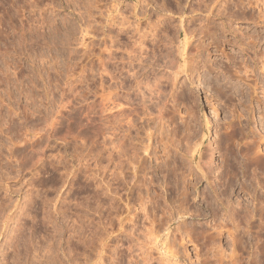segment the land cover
<instances>
[{"label":"rangeland","instance_id":"1","mask_svg":"<svg viewBox=\"0 0 264 264\" xmlns=\"http://www.w3.org/2000/svg\"><path fill=\"white\" fill-rule=\"evenodd\" d=\"M241 1L120 0L119 4V0H0V264H114L110 262L112 249L122 243V248H127L131 240L136 242L138 238L139 242L146 243L145 247L151 249L154 257L164 259L163 264H217L218 250L225 252L227 259L230 255L236 256L240 264H256L255 258H261L257 256L256 242L259 236L264 239V229H259L261 223L264 225V214L261 216L255 207L260 208L261 197H264V173L258 170L259 179H253L252 167L246 169L245 175L237 168L233 185H223V180L226 178L224 182H227L229 176L221 155L223 150L217 148L219 136L226 135L227 122L235 120L232 119L234 114L242 110L244 130L255 127L254 135H249L248 140L258 138L259 155L264 156V74L259 70L256 90L259 91L253 94L247 86L249 82L254 84V77L248 72L251 78L246 80L248 73L243 71L255 66L256 56V63L261 62L259 67L264 62V17L259 22L256 16L262 6L252 9L248 3V13H242L243 8L236 5ZM121 13L129 22L122 30ZM154 23H159L155 29L158 33L152 31ZM183 28L191 37L194 35L185 55L192 57L191 62L195 61L190 62L188 76L182 74L175 87L171 83L164 84L165 92L160 93L162 96L159 94L160 98L143 86L145 95L134 85V75L152 80L153 72L159 68L154 65L156 59L151 50L154 51L159 42L160 47L166 44L182 49L185 46L181 43ZM144 31H148L147 35ZM140 34L146 37L143 46L138 43L142 38ZM251 39L258 42L248 44ZM141 49H145L148 59L140 62ZM132 52L138 54L135 55L138 58ZM176 56L180 60L178 53ZM131 69L136 73L130 74ZM119 80L125 85L121 89L117 87ZM237 85H240L238 91L234 89ZM220 87L226 91L222 97L218 94ZM118 91L121 96L117 97L129 98L127 102L121 99L125 108L133 105L139 109L142 105L141 112L134 114V119H138L131 134L128 133L130 139L125 138L121 155L116 148L121 135L97 132L103 116H107L109 122L115 118L113 114L119 106L113 101ZM142 109L151 113L148 115L151 118L142 114ZM164 111L174 115L173 122L164 126L174 135L171 158L175 157L177 165L189 162L186 148L202 141L205 133L209 135L205 137L203 149L208 150L209 144L217 149L211 184L205 179L194 181L195 178L188 175L187 179L194 183L189 184L193 197L187 204L193 215L183 217L184 225L197 229V237L194 235L192 242L186 239L187 250L176 244L174 249L179 247L180 256L175 258L164 253L162 244L169 231L172 243L176 233L173 227L184 219L177 216L171 230L165 224L158 238L150 240L144 235L146 227L150 226L149 218L139 201L141 195L151 194L150 198L158 195L160 206L156 212L159 215L167 204L173 206L171 208L179 205L177 194L183 185L180 176L187 171L175 170L173 163L171 168L166 167L168 158L161 140V127L167 119L160 118ZM192 116L196 136L187 140L188 132L191 133L187 121ZM147 145L148 151L144 148ZM192 163L188 165L196 167V163ZM176 180L178 185L174 183ZM214 186L217 196L212 192ZM223 188H227L226 195L221 192ZM227 197L233 208L226 207L230 201ZM150 206L147 202L148 212L152 211ZM251 211H255V217L250 218V224L246 219ZM244 212L247 215L242 220L238 214L243 217ZM130 217L136 218L137 229L132 227ZM231 232L244 236V248L234 245ZM135 252L139 254V249ZM129 257L125 264H129Z\"/></svg>","mask_w":264,"mask_h":264},{"label":"bare ground","instance_id":"2","mask_svg":"<svg viewBox=\"0 0 264 264\" xmlns=\"http://www.w3.org/2000/svg\"><path fill=\"white\" fill-rule=\"evenodd\" d=\"M115 1H117V0H115ZM241 1V0H240ZM115 3V2H114ZM117 3V2H116ZM115 3V4H116ZM249 5H248V4ZM246 4L250 7V8H252V9H255V8H259V7H261L262 6V8H260L259 10H260V13H259V15H255L257 18H258V20H259V22L262 20V18L264 17V12H263V10H264V0H255V1H253V0H248V2H247ZM119 4H120V0H119ZM246 4L244 3V1H241V3H236V5H238V7H240L241 6V8H243V9H241V10H243V12L242 13H244V14H246V13H248L247 11H246V7H248V6H246ZM114 5V4H113ZM116 5H118V4H116ZM235 5V6H236ZM243 6V7H242ZM116 7V6H115ZM135 7V6H134ZM138 7V6H137ZM207 7V6H206ZM118 8H116V10H117ZM222 9H225V8H222ZM240 10V11H241ZM220 11V10H219ZM250 12V11H249ZM254 12V11H253ZM223 13V12H222ZM230 13V12H229ZM120 14V13H119ZM227 14V13H226ZM121 15H122V13H121ZM231 15V14H230ZM252 15H253V13H252ZM123 16V15H122ZM225 16H227V15H225ZM234 16V15H233ZM242 16H243V14H242ZM228 17V16H227ZM248 17V16H247ZM253 17V16H252ZM256 17H254L255 19H256ZM122 18V17H121ZM245 18V17H244ZM254 18H252V19H254ZM111 19V18H110ZM123 21H121L120 23L122 24H120L121 26V30H122V26H125L126 24V22H128L127 20L128 19H126L124 16H123ZM121 19V20H122ZM163 19V18H162ZM111 20H115V19H111ZM110 20V21H111ZM164 20V19H163ZM118 21H120V20H118ZM160 21V20H159ZM159 21H157V22H159ZM162 21V20H161ZM165 21V20H164ZM255 21V20H254ZM114 22V21H113ZM163 22V21H162ZM161 22V23H162ZM256 22H258L257 20H256ZM263 22H264V19H263ZM129 23V22H128ZM131 23V22H130ZM168 23V22H167ZM158 24L159 23H154V24H152L151 26L153 27L152 28V31H153V29L155 30L156 28H158L157 26H158ZM131 25V24H130ZM161 25V24H160ZM166 25V24H165ZM127 26V25H126ZM151 28V27H150ZM164 29L166 28V27H163ZM202 28V27H201ZM209 28V27H208ZM145 29V28H144ZM124 30V29H123ZM138 30V29H137ZM143 30V29H142ZM148 30H150V29H148ZM158 30V29H157ZM157 30H155L156 32H157ZM161 30V29H160ZM166 30V29H165ZM194 30V29H193ZM196 30V29H195ZM139 32L141 31V28L139 27V30H138ZM164 31V30H163ZM178 31V30H177ZM188 30H185L184 28H183V32H182V40H181V43L182 44H184L185 46L184 47H182V49H181V47L180 48H178V47H176L177 48V50L174 48V46L173 45H163V47H160L159 46V43L158 44H154V42H151V43H153L154 45H155V49H154V51L153 50H151L152 52H153V58L154 59H156L155 60V62H154V65H156V66H158V70H157V72H153L154 73V75H153V79L152 80H147L146 78H145V80L141 77L140 79L139 78H136L135 77V75H134V78H135V81H136V84H134L136 87H138V89L140 90V91H142L143 89H141V88H143V86H144V88H146V89H148L150 92H152L153 94H155V96H156V94L157 95H159L161 92L163 93V92H165L164 91V89L162 88V86L164 85V84H166V83H171V84H174L173 86L175 87L178 83V78L179 77H181V75L182 74H185L186 76H188V74H189V70H190V68H191V64H192V62L194 61V60H192V62H191V59H192V57H191V59L189 58V55L188 56H185V55H187L186 54V49H187V45L188 44H190L189 42L191 41V38H193L194 37V35L192 34V37L190 36L191 35V33H190V35H189V32H187ZM190 31V30H189ZM210 31V30H209ZM145 32V35H147V32L146 31H144ZM143 32V33H144ZM149 33H150V31H149ZM148 33V35H155V34H153V32H151V34H149ZM155 33V32H154ZM158 33V32H157ZM236 33V32H235ZM163 35H164V33H162ZM141 35V34H140ZM145 35H141L142 36V38H139L140 40L138 41V43L140 44V46H143V44H146L145 42H144V37H145ZM157 35V34H156ZM246 35V34H245ZM254 35V34H253ZM253 35H251V36H253ZM157 36H159V35H157ZM157 36H154V37H156V39L158 38ZM250 36V37H251ZM261 36V35H260ZM146 38V37H145ZM162 38V37H161ZM229 39V38H228ZM250 39V38H249ZM149 40H150V38H149ZM152 41H153V39H151ZM154 40H155V38H154ZM173 40V39H172ZM156 41H159V39L158 40H156ZM161 41V40H160ZM162 41H163V39H162ZM161 41V42H162ZM223 41V40H222ZM248 41V40H247ZM171 42V41H170ZM192 42V41H191ZM254 42H258V41H253L252 39H251V41H249V43L248 44H254L255 45V43ZM135 43V42H134ZM137 43V44H138ZM166 43V42H165ZM168 43V42H167ZM173 43V42H172ZM171 43V44H172ZM148 45V44H147ZM147 45H145V46H147ZM245 45V44H244ZM253 45V46H254ZM135 46V45H134ZM137 46V45H136ZM139 46V45H138ZM183 46V45H182ZM239 46V45H238ZM250 46V45H249ZM136 48V47H135ZM139 48V47H138ZM153 48V47H152ZM133 49V48H132ZM142 50V49H141ZM140 50V51H141ZM145 50V49H144ZM144 50H142V53L141 54H139L140 56H138V54H134L133 52V54H134V56L135 55H137L138 57H140V62H141V60L144 58H146V60L148 59V56H146L145 57V51ZM147 50H148V48H147ZM181 50H182V52H181ZM134 51V50H133ZM198 51V50H197ZM249 51V50H248ZM131 51H129V53H130ZM136 52V51H135ZM149 53H151L150 51H148ZM148 52H147V55H148ZM138 53V52H137ZM177 53L179 54V56L178 57H180V60H177ZM192 54V53H191ZM200 54V53H199ZM150 55V54H149ZM131 56V55H130ZM136 57V56H135ZM138 57H136V58H138ZM259 57V56H258ZM130 58V57H129ZM134 58V57H133ZM136 58H134V59H136ZM193 58H195V57H193ZM256 58H257V56H256ZM256 58H255V66H252L253 68L251 69L250 67H246V68H250L251 70H248V69H245V70H243V71H245V73H248V72H250L251 74H252V77H254L253 78V80L255 81V82H252V83H254V84H250V82L248 83V86L247 87H249L251 90H252V93L254 94V93H256V92H258V91H256L257 90V85H259L258 84V75H259V70H261V72H260V74L262 73V74H264V62H262V65L259 67L258 66V63L260 62V61H258V63H256ZM134 59H133V61H134ZM143 59V60H144ZM190 59V60H189ZM198 59V58H197ZM131 60V59H130ZM138 60V61H139ZM196 60V59H195ZM249 60H251V59H249ZM132 61V60H131ZM145 61V60H144ZM148 62V61H147ZM190 62H191V64H190ZM195 62V61H194ZM142 63H145V62H142ZM151 64H153V61L151 62ZM250 64V63H249ZM260 64H261V62H260ZM130 65V64H129ZM142 65V64H141ZM135 66V65H134ZM152 66V65H151ZM104 67H106V66H104ZM243 67V66H242ZM48 68V67H47ZM49 68H50V66H49ZM119 68V67H118ZM155 68V67H154ZM160 68H163V71H161L160 70ZM244 68V67H243ZM107 69V68H106ZM106 69H104V70H106ZM122 69V68H121ZM127 69V68H126ZM50 70V69H49ZM125 70V69H124ZM129 70H130V68H129ZM128 70V71H129ZM132 70V69H131ZM154 70H156V69H154ZM193 70V69H192ZM191 70V71H192ZM107 71V70H106ZM122 71V70H121ZM127 71V70H126ZM144 71V70H143ZM142 71V72H143ZM194 71V70H193ZM48 72V71H47ZM131 72V73H130ZM130 72H128V73H130V74H132L133 72H134V69L132 70V71H130ZM49 73V72H48ZM47 73V74H48ZM134 73H136V72H134ZM133 73V74H134ZM244 73V74H245ZM250 73H248V75L247 74H245V77H246V80H248L247 78L248 77H250L249 76V74ZM119 74V73H118ZM120 74H121V72H120ZM132 74V75H133ZM243 74V75H244ZM242 75V76H243ZM136 76H138V75H136ZM142 76V75H141ZM264 76V75H263ZM49 77V76H48ZM121 77V76H120ZM115 78V77H114ZM119 77H117V79H118ZM241 78H243V77H241ZM251 78V77H250ZM260 78V77H259ZM218 79V78H217ZM246 80H244L243 79V81H246ZM252 80V79H251ZM262 80V79H261ZM120 81V80H119ZM220 81V80H219ZM249 81V80H248ZM217 82V81H216ZM221 82V81H220ZM182 84V83H181ZM218 85H220V83H218ZM234 85V84H233ZM233 85H232V87H233ZM123 86H125V85H122V82L120 81V83L118 84V86L117 87H120L119 89H121V87H123ZM131 86V85H130ZM225 86V85H224ZM240 86V85H239ZM238 85L235 87L234 86V89L235 90H237L238 91V87H239ZM227 87V86H226ZM232 87H230V89L232 88ZM163 90H162V89ZM223 88V87H222ZM137 89V88H136ZM227 89V88H226ZM233 89V90H234ZM241 89V88H240ZM147 90V91H148ZM175 90V89H174ZM224 90V89H223ZM222 89H221V87H220V89L218 90L219 91V93L218 94H220V96L222 97V95H226V91L224 92ZM242 90V89H241ZM251 90H249V91H251ZM248 91V90H247ZM142 92H144V91H142ZM232 92V91H231ZM239 92H241V91H239ZM242 92H243V90H242ZM241 92V93H242ZM120 92L118 91L117 93H116V99H114V103L116 104V106H119V110H117L113 115H114V119H113V121L112 122H109L108 120V118H107V116H103L102 117V119H101V125H100V130H98L97 132L99 133L100 132V134L101 133H103V135L105 134L104 133V131L105 132H110V134H112V135H121V137H120V139H117V142H118V140H119V144L117 143V145H116V143H115V145H116V148H119V152H118V154L121 152V154H123L122 152H124V150H125V148H124V144H125V138L126 137H128V136H130L129 134H131L130 132H131V128H133L134 129V126H135V119H138V118H135L134 119V114H139L140 112H139V109L141 108V106L139 107V109L138 108H136L137 106H135V108H133L132 106L130 107V105H129V107H127V108H125L126 106H123L124 105V102H122L121 101V99H123L122 97H117V95L119 94ZM235 93V92H234ZM251 92H249V94H250ZM251 93V94H252ZM129 94V93H128ZM143 94V93H142ZM144 94H145V92H144ZM147 94V93H146ZM145 94V95H146ZM236 94H237V92H236ZM251 94H250V96H251ZM115 95V94H114ZM120 95V94H119ZM161 95V94H160ZM160 95H159V98H160ZM257 96H258V94H256ZM121 96V95H120ZM162 96V95H161ZM252 96H255V95H252ZM256 96V97H257ZM148 97V95L146 96V98ZM143 98H145L144 97V95H143ZM158 98V99H159ZM129 99V98H128ZM128 99H125V97H124V101H129ZM141 99V98H140ZM147 99H149V100H151L150 98H147ZM147 99H145V100H147ZM153 99V98H152ZM250 99H252V98H250ZM142 100V99H141ZM126 101V102H127ZM258 101H260V100H258ZM125 102V103H126ZM160 102V101H159ZM146 104V103H145ZM151 104V103H150ZM125 105H127V104H125ZM162 105V104H161ZM115 106V105H114ZM115 106V107H116ZM153 106V105H152ZM159 106V105H158ZM147 107V106H146ZM145 107V109L147 110V108ZM165 108V107H164ZM143 110L142 109V114H144L146 117L149 115V116H151L149 113H147V111L146 110ZM174 109V108H173ZM189 109V108H188ZM191 110V109H190ZM244 110V109H243ZM149 111V110H148ZM238 111V110H237ZM242 111V110H241ZM241 111H240V114H234V117H232V119L234 118L235 120H230L229 122H227V126H226V129L225 130H227L225 133H226V135L225 136H219L220 138H219V140L217 141L218 142V146H217V148L218 149H220V151H222L223 150V152L221 153V155L223 156V158H224V164L226 165V168H227V176H229L228 177V179H227V182H224V180L226 179H224L223 180V183L220 181V180H218V181H220L223 185H227V186H230V185H233V179L235 178V177H237V168H240L241 170H242V174L243 175H245L246 174V169H250V167H252V169H253V174H252V177H253V179H259V174H258V170H261V172H259V173H264V156H262V155H259V148L261 147V143L256 139V138H254L253 136H252V138H254L255 140L254 141H252L253 139H250V140H248V138H250L249 137V135H251V134H253L254 135V130H252L253 128H255V127H253V128H250L249 129V127H248V131L246 130H244V126H243V122H242V117H243V113H241ZM151 112V111H150ZM239 112V111H238ZM176 113V112H175ZM186 113H188V112H186ZM191 113V112H190ZM152 114H153V112H152ZM165 114V115H164ZM245 115V114H244ZM249 115V114H248ZM138 116V115H137ZM148 116V117H149ZM153 116V115H152ZM174 116V115H173ZM170 113H168L167 114V112L165 113V111L163 112V114L160 116V118L161 119H163V120H165V118L167 119V120H165L164 122H163V125H162V138H161V140H163V144H164V150H165V157L167 156V160L165 161V164L167 165L166 167H170V165H172L171 163H173L174 164V169L175 170H177V169H179V168H183V169H186L185 171H187L188 172V174H187V172H186V174H185V172L183 171L182 172V174H181V179H182V181H180L181 182V184H183V185H181V187H182V190L180 191L179 190V194H177V195H179L178 196V199L176 200V201H178L179 200V205H177V207L175 208V206H174V208H171V207H173V206H171V207H169L168 206V204H167V207H168V209H167V207H166V209L164 208V209H162L161 210V214L159 215V214H157V212H156V209L158 208V206H160V203H159V201H158V199H157V197H158V195H157V197L155 196L154 197V195H153V197H149V196H151V194L149 195V196H144L143 197V195H141L140 196V198H139V201H140V206L142 207V210L143 211H145V215H146V217H148L149 219V223H150V226L149 227H146V228H148L147 229V231H146V233H144V235L146 236V237H148L150 240L151 239H157L158 238V233H159V231H160V228L161 229H163L164 227H166V225H168V228L171 230L172 229V225H173V223H175L174 221L176 220V217L178 216L179 218H183L184 216H186V215H188V214H190V215H193L192 214V212H191V209L189 208V206L187 205L188 204V202H189V200L191 199V197H193V196H191V187H189V184H191V183H193V182H191L190 181V179H187L188 178V175H190L193 179L195 178V180L194 181H197V180H202V179H205L206 181H208V183L209 184H211L210 183V177H212V176H210L211 174H212V172H213V166L212 165H214V164H212L213 163V159H214V156H215V154H216V152H217V149H215V148H213V146L211 145V144H209V146H208V150H204L203 149V147H202V144H203V142H204V140H205V137H208L207 135H209L208 133L206 134H204V136L202 137L203 139H201L202 141H200L199 143L198 142H194V143H192L191 145H188V148H186V152H188V154H189V156H190V160L188 159V163H190V161L191 162H193V163H196V167H193V168H196V169H193V168H191L192 166H191V164L190 165H188V163L187 162H183L181 165H177V160L175 159V157L174 158H171V156H172V154H171V152H173V150H171V145L173 144L174 145V143H175V140H174V135L172 134H170L169 132H171V131H167L166 130V128H165V124L166 123H168V122H173V117ZM184 116V115H183ZM183 116H181V117H183ZM187 116V115H186ZM136 117V116H135ZM193 117L194 116H192L191 117V120L189 121V123H188V121H187V124H188V126H187V129H189L190 131H191V133L190 132H188L189 134V139L187 138V140H191L190 139V137H193V136H196V130L197 129H195L196 128V126L195 127H193L192 125H191V122L193 121ZM250 117V116H249ZM140 118V117H139ZM145 118V117H144ZM149 118H151V117H149ZM154 117H152V120H154L153 119ZM185 118V117H184ZM252 118V117H251ZM141 119H143V118H141ZM147 119V118H146ZM195 119H196V117H195ZM231 119V118H230ZM253 119V118H252ZM156 120V119H155ZM184 120V119H183ZM186 120V119H185ZM199 120V119H198ZM210 120V119H209ZM111 121V120H110ZM157 121H159V119L157 120ZM236 121H238L239 122V124H236ZM248 121H250L249 119H248ZM248 121H247V123H248ZM182 122V121H181ZM251 122V121H250ZM159 123H161V122H159ZM200 123V122H199ZM208 123L210 124V121H208ZM207 123V124H208ZM170 124V123H169ZM193 124V123H192ZM87 125H89L88 123H87ZM159 125V124H158ZM168 125V124H167ZM237 125H240L239 127H237ZM249 125V124H248ZM143 126V125H142ZM245 126H247L246 124H245ZM251 126V125H250ZM168 127V126H167ZM225 127V126H224ZM143 128V127H142ZM209 128H210V126H209ZM158 129V128H157ZM174 129H175V127H174ZM246 129V128H245ZM144 130V129H143ZM160 130V131H161ZM169 130V129H168ZM257 130V129H256ZM174 131V130H173ZM172 131V132H173ZM256 132V131H255ZM122 133V134H121ZM129 133V134H128ZM139 133V132H138ZM176 133L177 132H175L174 134L176 135ZM224 133V132H223ZM257 133V132H256ZM156 134V133H155ZM149 135V134H148ZM152 134H150L149 136H151ZM198 135V134H197ZM221 135V134H220ZM160 136V135H159ZM186 136V135H185ZM202 136V135H201ZM132 137V136H131ZM198 137V136H197ZM262 137V136H261ZM116 138H117V136H116ZM129 138V137H128ZM152 138V137H151ZM166 138V139H165ZM183 138V137H182ZM130 139V138H129ZM186 139V138H185ZM165 140V141H164ZM199 140V139H198ZM257 140V141H256ZM128 141V140H127ZM150 141H151V139H150ZM184 141V140H183ZM190 142V141H189ZM192 142H193V138H192ZM210 142V141H209ZM212 142V141H211ZM133 143V142H132ZM180 143V142H179ZM191 143V142H190ZM147 144H149V143H147ZM29 145H31V147L33 146V141H32V138L30 139V144ZM126 145V144H125ZM146 145V143L144 144V146ZM180 145V144H179ZM148 146L149 145H147L146 147H144L145 148V150L146 151H148L149 150V148H148ZM212 146V147H211ZM128 147V146H127ZM143 148V147H142ZM185 148V147H184ZM207 148V147H206ZM127 149V148H126ZM144 150V149H143ZM185 150V149H184ZM145 152V151H144ZM218 152H219V150H218ZM174 153V152H173ZM220 153V152H219ZM121 154H119V155H121ZM125 154V153H124ZM164 155V154H163ZM174 155V154H173ZM185 156V155H184ZM120 157V156H119ZM122 157V156H121ZM159 158H160V155L158 156ZM157 157V158H158ZM164 157V156H163ZM173 157V156H172ZM156 158V159H157ZM158 158V159H159ZM157 159V160H158ZM171 159H173L172 161H171ZM183 159V158H182ZM165 160V159H164ZM185 160V159H184ZM120 162V161H119ZM182 162V161H181ZM163 163V162H162ZM161 163V164H162ZM192 163V164H193ZM121 165V164H120ZM215 166V165H214ZM120 168V167H119ZM171 168V167H170ZM173 168V167H172ZM121 169V168H120ZM215 171V170H214ZM219 172V171H218ZM177 173V172H176ZM175 173V174H176ZM252 173V172H251ZM168 175V174H167ZM170 175V174H169ZM168 175V176H169ZM177 175V174H176ZM215 175H218V174H215ZM221 175V174H220ZM261 175V174H260ZM263 175V174H262ZM165 176H166V174H165ZM178 177H179V175H178ZM190 177V178H191ZM215 177V176H214ZM220 177V176H219ZM176 178V177H175ZM213 178V177H212ZM216 178V177H215ZM218 179H220V178H218ZM250 179V178H249ZM261 179V178H260ZM262 179H264V178H262ZM178 180V179H177ZM176 180V182H174L176 185H178V181ZM192 180V179H191ZM215 180V179H214ZM238 180H239V178L237 179V182H238ZM152 181H154V180H152ZM168 181V180H167ZM217 181V182H218ZM241 181V180H240ZM151 182V181H150ZM201 182V181H200ZM212 182H213V180H212ZM214 182H216V181H214ZM235 182V181H234ZM243 182V181H242ZM240 183V184H243V183ZM258 182V184L260 185L261 184V181L260 180H258L257 181ZM148 183V182H147ZM220 183V184H221ZM245 183H247V182H245ZM166 184H167V182H166ZM173 184V183H172ZM194 184V183H193ZM212 184H214V183H212ZM221 184V185H222ZM237 184V183H236ZM257 184V185H258ZM167 185H169V184H167ZM195 185H197L196 183H195ZM194 185V186H195ZM216 185V184H215ZM262 185H263V183H262ZM261 185V186H262ZM145 186V185H144ZM235 186V185H234ZM251 186H253V185H251ZM260 186V187H261ZM264 186V185H263ZM147 187V186H146ZM145 187V188H146ZM178 187V186H177ZM176 187V188H177ZM193 187V186H192ZM148 188V187H147ZM194 188V187H193ZM211 188H212V186H211ZM215 186H214V188H213V191L212 192H214L216 195L215 196H217V190H215ZM225 188V187H224ZM223 188V189H224ZM230 188V187H229ZM231 188H232V186H231ZM230 188V189H231ZM245 189H246V187H244ZM261 188H263V187H261ZM195 189V188H194ZM227 189V188H226ZM226 189H224V190H221V192L224 194V195H226ZM233 189V188H232ZM248 189V188H247ZM257 189H258V187L257 188H255V191H257ZM147 190H149V189H147ZM150 190H151V188H150ZM196 190V189H195ZM219 190V189H218ZM253 190V189H252ZM197 191V190H196ZM175 192V191H174ZM178 192V191H177ZM176 192V193H177ZM203 192V191H202ZM219 192V191H218ZM147 193H148V191H147ZM149 193H151V192H149ZM198 193V192H197ZM196 193V194H197ZM228 193V192H227ZM212 194V193H211ZM210 194V195H211ZM232 194V193H231ZM148 195V194H147ZM176 194H175V196H177ZM197 195H199V194H197ZM203 195H205V197L206 198H208V195H206V193L205 192H203ZM220 195V194H219ZM229 195H230V193H229ZM221 196V195H220ZM219 196V197H220ZM173 197V196H172ZM195 197H197V196H195ZM204 197V196H203ZM214 197V196H213ZM229 197V196H228ZM227 197V198H228ZM257 196H256V193H254V200H256V199H258V198H256ZM215 198V197H214ZM218 198V197H217ZM221 198V197H220ZM262 198V201H261V204H260V208H257L258 207V205L255 207V209H259V211H260V215L261 216H263V214H264V197H261ZM167 199V198H166ZM173 199V198H172ZM194 199V198H193ZM230 201H229V204L228 205H226V207H232L231 206V199L230 198H228ZM160 200V199H159ZM165 200V199H164ZM206 200V199H205ZM209 200H210V198H209ZM223 200V199H222ZM226 200V199H225ZM253 200V201H254ZM169 201V200H168ZM174 200H172V202H173ZM216 201V200H215ZM228 201V200H227ZM226 201V202H227ZM147 202L148 203H151V212H148L147 211ZM171 202V201H170ZM208 202V201H207ZM213 202V201H212ZM256 202V201H255ZM159 203V205H157V206H155V204H158ZM167 203V202H166ZM175 203H177V202H175ZM175 203H174V205H175ZM191 203V202H190ZM189 203V204H190ZM233 203V202H232ZM258 203V202H257ZM260 203V202H259ZM178 204V203H177ZM223 204V203H222ZM171 205V204H170ZM173 205V204H172ZM224 205V204H223ZM238 206V205H237ZM234 207V206H233ZM232 207V208H233ZM241 207V206H240ZM231 208H229L228 209V211L230 210ZM236 209V208H235ZM245 209V208H244ZM149 210V209H148ZM237 210V209H236ZM250 210V209H249ZM138 211V210H137ZM243 211V210H242ZM252 212V211H251ZM229 213V212H228ZM230 213H231V211H230ZM238 213V212H237ZM244 213H246V212H244ZM153 215V217L151 218L150 217V215ZM200 214V213H199ZM233 214V213H232ZM231 214V215H232ZM236 214V213H235ZM243 214V213H242ZM134 215V214H133ZM136 216L138 215V214H135ZM239 215V217H241V219L242 220H244V218L246 217V215H247V213L242 217V215L239 213L238 214ZM135 216V217H136ZM235 216V215H234ZM233 217V216H232ZM254 218L255 217V211L254 212H252V214H250L249 216H248V218L246 219L248 222H250V224H251V219L250 218ZM233 218H235V217H233ZM238 218V217H237ZM184 219V218H183ZM241 219H239L238 218V220H241ZM249 219V220H248ZM130 220L131 221H133V224H132V227L133 228H135L136 227V218H132V217H130ZM233 221V220H232ZM245 222V221H244ZM247 222V223H248ZM186 223V221H185V219L184 220H181L180 221V223L178 224V225H174V227H173V229H175V231H176V233L174 232V239H172L173 241H172V243L169 241V239H171V238H169V236H171L170 234V231H169V233H167V238H166V241H165V243H161L163 246H162V248L164 247V249H165V251H164V253H167V255H168V257L170 258V257H172V258H175V257H178V256H180V254H178L179 252H177V251H179L178 249H179V247H178V249L176 250V249H174V248H176V247H174L176 244H178V246H182V247H184V248H182V249H185V250H187L186 249V247H187V241L188 240H186L187 238L189 239V241L190 242H192V241H194V240H192L193 239V237H194V235H195V231L197 230V229H195V228H193V227H191L190 226V228H188V227H186L187 225H184ZM222 223V222H221ZM220 223V224H221ZM238 223H239V221H238ZM166 224V225H165ZM164 226V227H163ZM220 226V225H219ZM236 226V225H235ZM138 227V226H137ZM137 227H136V229H137ZM163 227V228H162ZM222 227V226H221ZM237 227H238V225H237ZM239 228V227H238ZM222 229V228H221ZM259 229H260V231L261 230H263L264 229V225L261 223L260 225H259ZM138 230H139V228H138ZM166 230V229H165ZM219 230V229H218ZM236 230V229H235ZM132 231V233H133V229L131 230ZM130 231V232H131ZM136 231V230H135ZM202 231V230H201ZM222 231H223V229H222ZM221 231V232H222ZM237 231V230H236ZM242 231V230H241ZM129 232V233H130ZM137 232V231H136ZM203 232L205 233V232H207L208 233V230L207 231H205V230H203ZM202 232V233H203ZM234 232V231H233ZM233 232H231L232 233V235L234 236L233 237V240H234V245L235 246H237V247H242V248H244L245 247V243H246V241L244 240V236L243 235H240V234H236V232H235V234L233 233ZM246 232V231H245ZM131 233V234H132ZM135 233V232H134ZM249 233V232H248ZM138 234H140V233H138ZM197 234V233H196ZM196 236V235H195ZM204 237H205V235H203ZM139 237V236H138ZM137 237V238H138ZM197 237V236H196ZM136 238V239H137ZM133 239V238H132ZM178 239L180 240V241H178ZM138 240V241H137ZM136 240V242H133L132 240L130 241V244L129 245H127V248L125 247V248H122L123 246H124V243H122L121 245H119V246H117L116 248H114V249H112V250H114L113 252L111 251V253H113V256H112V258H111V260L112 261H110L111 263L113 262L114 264H125V261L127 260V258H128V255L130 256L129 258L130 259H128V263L129 264H163V262H164V259L162 260V258L161 257H158V259H157V257H154V255H153V253L150 251L151 249H148V248H146V247H148V246H146L145 247V245H146V243L144 242H139L140 241V239L138 238ZM146 241V240H145ZM157 241V240H156ZM156 241H155V243H156ZM263 242V243H261L260 244V242ZM132 242V243H131ZM158 242V241H157ZM18 244V243H17ZM256 244H257V246H256V252H259L258 254H257V256H260L261 258H255L256 259V264L257 263H260L261 264V262H262V264H264V239L263 238H261L260 236L258 237V239H257V242H256ZM16 245V244H15ZM157 245V244H156ZM150 247H152V246H150ZM149 247V248H150ZM139 249V254H137L138 252H135V250L136 249ZM146 248V249H145ZM181 248V247H180ZM159 249V248H158ZM130 250V251H129ZM153 250V249H152ZM184 250V251H185ZM129 251V252H128ZM160 251V250H159ZM219 251V250H218ZM217 251V253H216V255H215V257H216V263L217 264H240L239 263V260L237 259V257L235 256H233V255H230V256H228L229 257V259H227L226 257V254H224L223 252H218ZM136 254H135V253ZM129 253V254H128ZM182 253V252H181ZM112 255V254H111ZM110 255V256H111ZM164 256V255H163ZM184 256V255H183ZM175 264V263H174Z\"/></svg>","mask_w":264,"mask_h":264}]
</instances>
